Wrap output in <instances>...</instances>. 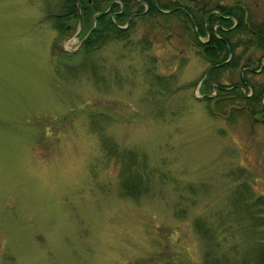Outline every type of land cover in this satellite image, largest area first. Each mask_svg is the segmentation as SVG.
<instances>
[{"label": "rangeland", "instance_id": "obj_1", "mask_svg": "<svg viewBox=\"0 0 264 264\" xmlns=\"http://www.w3.org/2000/svg\"><path fill=\"white\" fill-rule=\"evenodd\" d=\"M58 1L0 0V264H202L212 238L196 216L228 225L222 264H238L253 240L242 212L235 230L231 199L264 209V123L205 98L210 62L184 16L137 18L91 53L95 72H70L81 26L58 35L47 16ZM238 1L264 25V0ZM107 138L142 160L138 197Z\"/></svg>", "mask_w": 264, "mask_h": 264}, {"label": "trees", "instance_id": "obj_2", "mask_svg": "<svg viewBox=\"0 0 264 264\" xmlns=\"http://www.w3.org/2000/svg\"><path fill=\"white\" fill-rule=\"evenodd\" d=\"M104 1L93 0L92 3H89L88 0H79L82 25L81 43L78 52L83 55V58L78 65L69 67L70 72L76 71L77 67H86L87 65L92 68L91 71L95 72L94 64L84 65V62L89 63L88 59L92 55L91 53L111 39H122L127 35L129 36V32L135 26L137 18H131L128 26H121L126 22V9L122 14H117L113 18H110L107 14H98L93 18L92 14L96 9L103 10L105 8ZM148 1L151 2V0ZM115 6L114 9H119L118 4ZM151 9L158 11L154 5H151ZM207 12V10H202L199 16L197 13H193L199 29L202 27ZM47 13L53 28L59 36L66 39L75 32L76 24L79 21L75 0H60ZM233 13L237 19L235 27L228 32L221 31L218 35L211 32L208 41L201 40V36H204L205 32L199 30L200 35H198L192 29L194 48L210 62V65L214 64L205 77L203 85L209 90L213 87L216 94L214 96L207 95L205 98H216V103H241L237 107H232L231 110L235 112L244 111L252 121L264 123V103L262 100L264 97V83L253 79V76L257 74L256 70L261 67L264 57V25L261 26L255 21L253 22L248 10L241 9ZM185 21L189 23L190 20L185 17ZM228 21H230L229 24L234 23L233 19H228ZM190 27L192 28L193 25L190 24ZM64 51L66 56L71 54L69 51ZM229 53L230 58L228 59ZM237 67L240 68L241 72L239 71L238 77L235 79L233 72ZM260 70L262 72V69ZM226 75H228V80L224 82L223 79ZM107 139H103V144L105 149L109 151L108 154L112 155L116 162L120 164L118 172L123 190L131 197H138L140 192L145 189L139 175L142 160L138 158L135 151L129 148H121L110 138ZM231 202L233 203L230 211L231 216H236L235 230H244L238 217V214L242 212L241 214L249 220L246 230L253 240L252 244H248L250 243L248 241L242 248L243 258L239 259L238 264H264L263 207H257L251 197L249 199V194L235 193ZM239 204H242V206ZM207 219V217L196 216L193 220V226L202 239H206L209 243L210 238H212V242L208 244L209 247L203 252L202 264L228 263L230 258H227V254L223 252L225 248H223L222 243L232 233L229 231L227 224L219 231V226ZM221 219L222 225L225 224L224 218L221 217Z\"/></svg>", "mask_w": 264, "mask_h": 264}, {"label": "flooded vegetation", "instance_id": "obj_3", "mask_svg": "<svg viewBox=\"0 0 264 264\" xmlns=\"http://www.w3.org/2000/svg\"><path fill=\"white\" fill-rule=\"evenodd\" d=\"M75 1H77V10L81 19L79 0ZM88 2L92 3L93 0H88ZM116 4L119 5V9L117 10L114 9ZM104 5L105 8L103 10L96 9L93 12V18L98 14H107L110 18H113L117 14H122L124 9H126V22L124 25H121L122 27L128 26L131 18L145 19L146 17L157 18L159 16L188 17L190 24L193 25L191 29L197 32L198 35H200V31L205 32V39L201 38L202 41H208L211 32L218 35L221 31L228 32L233 29L237 24V19L233 12L240 11L241 9L248 10V8L243 6L238 0H235L233 4L223 3L222 0L215 2L214 0H167V2H161V0H151V2L148 0H105ZM151 5H154L158 11L152 10ZM202 10H207L208 12L204 18L202 27L199 29L194 20L193 13H197L199 16ZM248 13L250 12L248 11ZM250 16L252 15L250 14ZM228 19H233L234 23L229 24L230 21H228ZM252 21L254 22V19H252ZM192 44L194 46V43ZM229 58L230 53L228 59ZM262 66H264V57L261 67L256 71H260V69L263 68ZM212 84L213 83H211V85Z\"/></svg>", "mask_w": 264, "mask_h": 264}, {"label": "water", "instance_id": "obj_4", "mask_svg": "<svg viewBox=\"0 0 264 264\" xmlns=\"http://www.w3.org/2000/svg\"><path fill=\"white\" fill-rule=\"evenodd\" d=\"M76 3H77V1H76ZM81 24V22L79 21V25ZM78 31V30H77ZM77 31L74 33V35H76L77 34ZM212 67V66H211ZM211 67L208 69V71L205 73V75H204V77H206L207 76V74L209 73V71H210V69H211ZM201 81V80H200ZM202 96H203V94H202Z\"/></svg>", "mask_w": 264, "mask_h": 264}]
</instances>
